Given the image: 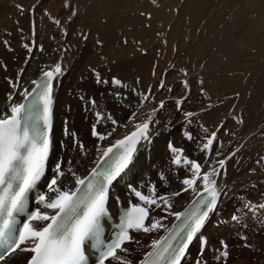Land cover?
<instances>
[{"label": "snow or ice", "instance_id": "1", "mask_svg": "<svg viewBox=\"0 0 264 264\" xmlns=\"http://www.w3.org/2000/svg\"><path fill=\"white\" fill-rule=\"evenodd\" d=\"M151 2L156 4V0ZM64 7L70 11L69 21L78 15L70 0H65ZM17 8L21 14L25 11L22 5H17ZM141 15L151 19V13L141 12ZM54 23L60 25L61 21L54 20ZM81 39L87 40L88 34L81 33ZM96 43L99 45L102 42L97 40ZM124 43L126 44L127 40ZM0 44L9 47L7 41H0ZM24 47L31 51V43L25 44ZM6 67L7 65L0 64V70ZM92 71L98 83L108 82L103 79L100 72L95 69ZM60 74H62V65L57 63L54 70L44 71L40 80L32 81L35 87L31 91L27 88L21 90L24 102H12L14 97L10 93L8 110L0 112V247L3 248L0 262L19 251L32 253L28 264H90L89 257L85 254V244L91 241L97 253L96 264H105L110 258L117 257L118 249L123 252L128 251L123 245L133 242L134 237L131 234L133 231L150 234L164 227L161 220L153 219L149 222V211L153 206L163 207L164 210L171 208L165 196L155 195V186H152L150 195L132 189L142 203L134 204L123 212L121 222L117 225L111 241L103 239L101 219L108 214L106 205L109 201L110 187L132 163L137 144L142 139L145 141L150 139V125L156 123L153 117L166 108L165 101L160 100L155 103L148 119L136 123L134 131L103 150L102 158L87 177L81 178L70 167L67 169L75 180L74 188L61 190L58 181L66 177L63 170L65 162L58 160L54 165V175L47 185L48 191L56 195L49 198L45 193H41L36 200V203L43 208L54 210L53 213L42 212L39 207L34 211L28 210L29 194L38 187L45 176L47 161L53 148L50 133L54 80ZM184 75L187 77L188 72L185 71ZM111 83L118 89L125 87L124 82L115 77L112 78ZM199 83L202 85L203 81L200 80ZM181 84L185 96L176 101L174 107L177 112L182 113L186 123L190 124L192 118L198 114L183 110V104L190 98V81L185 79ZM10 87L16 89L19 85L13 81ZM158 88L163 92L173 91L163 81ZM201 93L206 95L203 88ZM117 95L120 93L118 92ZM236 95L238 96L239 93ZM140 96L141 104L154 101L151 89L142 91ZM211 107L209 105L201 111H208ZM96 115L98 121L110 118L100 112ZM136 118L137 113L133 112L129 121H135ZM111 123L116 126L118 122L116 119H111ZM237 123L243 124L244 121L241 119ZM222 129L227 133L223 123L217 125L215 130L201 125L202 135L198 134L194 137L192 131L186 134L189 141H201L199 151L206 157L203 164L197 159L186 157L183 149L169 145L170 151L174 154L173 163L191 173L182 180L185 186L182 191L198 192L197 199L193 202L195 208L192 211L170 212L169 214L174 215L180 223L169 230L168 235L162 240H153L150 245L153 251L148 252L139 264H182L194 241L198 240L200 243L201 256L208 247V240L203 236L202 230L218 209L222 193L217 180L222 176L227 161L239 151L237 148L225 154L222 149L218 150L221 145L218 133ZM260 134L264 136V132ZM92 135L104 141L111 132L97 131L96 126L93 125ZM232 135L235 136V133ZM73 143L78 144L81 150L84 149L83 143L77 141L75 136ZM83 155L87 156L88 153L83 152ZM261 161H264V157H260L256 163L260 164ZM71 163V161L67 162V164ZM161 179L165 177L162 176ZM200 186L202 190H199ZM175 195L179 196L181 192ZM245 207L255 213L258 209L264 210V203L256 205L249 201ZM20 216L25 217L23 223L18 219ZM231 220L239 222L240 217L233 214ZM34 221L40 222L42 226L34 225ZM238 237L245 242L249 239L247 235L238 234ZM219 243L220 247L214 249L217 253L214 259L217 264H228L229 244L225 240ZM21 245L29 246L21 247ZM242 246L253 247L249 243H244ZM196 264H207V261L197 260Z\"/></svg>", "mask_w": 264, "mask_h": 264}, {"label": "rangeland", "instance_id": "2", "mask_svg": "<svg viewBox=\"0 0 264 264\" xmlns=\"http://www.w3.org/2000/svg\"><path fill=\"white\" fill-rule=\"evenodd\" d=\"M5 1L0 0V6ZM11 1H17L15 4L22 5L25 10L21 14L17 8V14H12L15 15V19H22L27 14L31 26L34 24L36 28L38 37H40L39 41H41L40 39L47 40L44 51L49 48L51 51L55 50L58 46L64 44L65 40H67L66 43L70 48L77 46L83 48L86 41L81 39L82 32L80 30H84V33L88 34V38L91 36L90 34L94 33V36L103 43L100 44L102 48L100 62L105 60L106 63L108 61L110 63L111 61L110 65L105 64V75L108 76L107 84L116 90V92H113V99L118 100L120 96L117 95L118 92L120 93L119 89L111 83L113 77L123 78L121 80L124 82L125 87L127 86L126 83H129V85L133 83L144 90L151 88L154 101L153 103H145L146 108L142 107L141 109L150 113L156 102L164 100L165 103H168L172 92L174 94L178 92L181 97L185 96V90L181 82L185 79L189 80L190 98L185 104L187 103L191 108L190 112L197 113L198 122L211 130H215L216 126L221 123L225 124L227 133L223 129L218 133V140L221 141L220 146H227L225 154L233 149H239L234 155L238 159L234 164L235 166L241 162L243 157L246 158L243 163L246 171L239 174L240 178L246 184L251 182L258 185L260 183L258 179L262 177L261 182L264 186V161H261L260 164L256 163L260 157H264V136L260 134L264 132V0H156V5L151 0H84L80 4H78L79 0H70V3L78 12V15L73 18L77 24L76 28L74 27L71 31L67 30V19L70 11L64 7L65 0ZM168 10H170L173 17L166 26L164 22ZM141 12L151 13V19H148L146 15L142 16ZM9 17L6 15V18ZM54 20H60L61 24H55ZM0 23L2 22L0 21ZM222 37L228 38L227 43L236 47V51L228 58L229 63L216 71H209V74H199L195 69L196 60L200 53L218 43ZM125 40H127L126 44L124 43ZM165 40L167 43H162ZM40 51H43V49H40ZM120 57L121 59L118 61L116 58ZM92 64L90 65L92 66ZM185 71L188 72L187 77L184 75ZM101 75L103 76V74ZM200 80L203 81L202 85L199 83ZM231 80L232 82H229ZM161 81L171 87L173 91H161L158 88ZM141 84L143 85L141 86ZM201 88L205 90L206 95L201 93ZM237 93H239L238 96ZM207 95L210 101H208ZM91 100V98L88 99V102L90 103ZM95 105L93 103L92 106ZM209 105L212 107L208 111H201ZM106 109L107 105L106 108L105 105H102V110L98 108L95 115L98 112L105 116L109 114L107 117H110L111 120L113 111ZM241 119L244 123H237ZM108 120L101 121L103 126L100 123L97 124L99 131H107V127L106 130H103L105 127L103 122L111 125V121ZM93 125L89 134L93 131ZM119 126L120 124L117 123V126L113 127L118 129ZM181 126H191V123H186L185 117L176 116L172 126L166 129V132L169 135L171 134L170 136L176 137ZM62 130V133L67 135L68 132L77 130V128L71 126ZM84 133H86V130ZM232 133H235V136ZM67 136L74 139V137ZM78 138L79 131L77 130L75 139ZM58 141L61 140L55 138L54 130L52 159L56 155L58 157V150L63 146V142L58 145ZM169 145L174 146L173 143H169L165 147L166 150H161L166 156H168L167 152L170 150ZM168 157L173 162L174 158L172 156ZM192 159L200 160L196 157ZM58 160L60 161L59 158ZM157 160L161 161V157H157ZM157 165L160 166V163H156L155 166L157 167ZM173 166L177 167L174 163ZM159 173H161L160 170H157L159 179L165 182L166 178L162 180V175ZM179 173L174 176L178 185L175 183L171 187L163 186L159 190V193L163 194L167 191L172 192L167 193V199L177 196L173 192H177L184 187L181 183L185 178L183 176L191 175L186 170L182 171L180 175ZM178 176H181L182 180ZM138 178L140 179V176ZM236 179L238 180V178ZM140 184L144 185L143 188L147 190H151L154 186L149 181L140 180ZM123 189L126 190L125 186H123ZM226 198L227 195L224 196L225 200ZM262 198L263 200L260 201L264 203V195ZM221 209L223 219L222 222L218 223H221L222 227L217 229V226L214 227V224L211 223L206 231L210 232L209 234L212 236L211 246L214 243V245H219L220 237L227 236L228 240L226 242L229 244L231 256L235 253L233 249L239 250L244 243L250 244L255 240L254 230L257 227L255 228V222H249V219L252 216H261L262 211L257 210L249 215L247 220L251 226L250 228L246 222L249 213H245V217H240L241 221L233 222L231 218H226L228 208L222 205ZM241 213H244V211H241ZM214 218V220L217 219L216 216ZM225 219L228 221L226 224H224ZM228 223L229 227L227 226ZM241 232L248 236L247 242L239 239L237 234ZM147 235L149 234H143L141 237L145 238ZM141 237L140 239H142ZM151 243L152 241H149L147 247ZM135 245V242L128 245V249H131L130 252ZM216 246H213V248L216 249ZM143 248L138 252L136 259L134 258L135 262H131V264H135L149 250L145 252ZM213 251L207 253V256L204 254L202 260L207 261L208 258L210 260L208 264H217L214 259L217 253L215 251L213 253ZM124 254L129 255L126 252ZM239 260H243V257L235 258L230 264H238ZM111 262L112 264H124L120 259L115 258Z\"/></svg>", "mask_w": 264, "mask_h": 264}, {"label": "bare ground", "instance_id": "3", "mask_svg": "<svg viewBox=\"0 0 264 264\" xmlns=\"http://www.w3.org/2000/svg\"><path fill=\"white\" fill-rule=\"evenodd\" d=\"M82 1L84 0H79L78 4H80V2ZM16 2L17 1L6 0L0 6V21L2 22L0 23V41H7L9 44V47H5L4 44H0V64L7 65L6 69L0 70V112H5L8 110V97L10 93H12L14 97L12 102H23L24 99L21 92L23 88H27L30 90L34 86L32 84V81L38 80V78L43 74L44 71L54 70L57 63L62 65V74H60L57 79L54 80L55 86L53 95L55 138L60 139L61 142H66V144H63V146L59 148L57 153L60 161L65 162L63 170L66 173V177L61 181H58V184L61 185V190L74 188L75 180L67 172V169L70 167L77 176L83 178L85 174L88 173L94 167L95 163L101 158L103 150L114 145L117 140L123 139L125 136L134 131L136 123L148 119V117L152 114V108L150 110V113L141 110L142 107L146 108V105L145 103H140V100L142 99L140 93L142 91H145L146 89H142L137 84L134 85L133 83H130L129 85V83H126V87L118 90L120 91V96L118 97L119 99L116 100V98L113 99V92H116L115 89L108 85L107 82H97L92 70H98L97 72L103 74V79L105 81H108V76L105 75V64L110 65L111 61L110 63L109 61L106 63L105 60H102L100 62V56H102V48L100 44L98 45L96 43L99 38L94 36V33L90 34L91 36L87 40H85L86 42L83 48H81L80 46L70 48V46H68V44L66 43L67 40H65L64 44H61L55 50L51 51L48 47L49 49L44 51L47 40L45 41L44 39H40L41 41H39L40 37H38L36 28L34 24L31 26L27 14L24 18L19 20L18 18L15 19V15H12L17 14L18 12L17 5L15 4ZM167 2L169 3V1ZM6 15L10 17L6 18ZM172 17L173 16H171L170 10H168L167 17L165 18L164 22L166 26L169 24ZM76 25L77 24L75 23L74 19L71 21L68 20L67 30L71 31L74 27L76 28ZM80 32L84 33L85 31L81 29ZM227 42L228 38L226 39L222 37V39H219L218 43L200 53L199 57L196 60L195 70L199 74H209V71L212 72L225 67V65L229 63L228 58L232 55V53H234V51H236V47L234 45H229ZM29 43H31V51L24 47L25 44ZM40 49H43V51H40ZM116 59L119 61L121 57ZM90 64H92V66ZM201 65H203V67H201ZM13 81L18 83V88L13 89L12 87H10V83ZM229 82H232V80ZM142 85L143 84H141V86ZM170 95L171 99L168 101V103H165L166 108L158 112L156 116L153 117V119L156 120V123L150 125L149 135L150 139H153L150 142V146H144V144L150 139L145 143H143V141H145L143 140L142 142L140 141L141 143L139 142L140 144H137V150L133 156L132 163L127 169L129 174L121 179V181H126V184H116L115 189L118 193L124 192L123 185H125L126 190L132 185H136L144 189V185L142 186L140 184V180L145 182L149 181L154 186H156L155 195L157 197L161 195V193H159V190L162 189L163 186L171 187L174 186L175 183L176 185H178V182L175 181L176 178H174V176L179 172L181 173L185 169L178 166H173V162H171L172 159L169 160L168 157L172 156L174 158V154L170 150H168L167 152L168 156L164 155V152L161 151L163 149L166 150L165 147L169 143H173L175 147L183 149L184 155L186 157L190 159L195 157L198 159L200 158L199 161L204 163L206 157L199 151L201 141H189L186 138V134L189 131H192L194 137L198 134L202 135L201 123L198 122L197 116H194L192 118L191 126L179 127L180 130L177 133L176 137L170 136L171 134L169 135V133L166 132V129L172 126V122L176 118V116L184 117L182 113L177 112L174 107L175 102L180 100L181 94H179L178 92L174 94V92H172V94ZM90 98L92 100L89 103L88 99L90 100ZM207 98L208 101H210L208 95ZM93 100H95V106H92ZM102 105H105V108L107 105L106 110L113 111L112 117L116 119L120 124L118 129L113 130L114 127L111 126L112 123L110 125L106 122H103L105 126L103 130H106L107 127V131H100L104 133L111 132V135L108 137V139L104 141L98 140L97 137L92 135V133L89 134L91 126L93 124L95 125V113L98 111V108L102 110ZM183 110L190 111L191 108L187 103H184ZM133 112L137 113V118L135 121H129V117ZM140 114L144 116L142 117ZM101 125L103 126V124ZM125 125L127 126L125 127ZM71 126L77 128V130L79 131V138L76 140L83 143V150L79 148L78 144L73 143V139H71L67 135L59 134L60 132L58 133L60 127L66 128ZM85 130L86 133H84ZM221 149L225 153L227 146H220V149L218 150ZM83 152H87L88 155H83ZM157 157H161V161L157 160ZM233 157L227 161L226 166L223 169L222 176L217 180L218 187L222 193V201L220 200V202L222 205L228 208L226 218H231L233 214L239 217H245V213H249L247 214L248 217L246 218L248 226L251 228L249 222L253 221L256 224L254 227L257 228L254 230L256 238L255 240L252 239L254 241L250 243V245H252L253 247H242L239 250L233 249L235 250V253L229 257L228 264L234 261L237 257H243V260H239L238 264H264V210H261V216H250L251 218L248 222L247 219L249 218V215H252V211L245 207V205L248 204L249 201H251L252 204L256 205L258 203H262L261 201L263 200L262 197L264 195V186L263 182H261L262 177L258 179L260 180V183L258 185H254L251 182L246 184L239 175L242 172L246 171L243 165L244 161H246V158L243 157L241 162L235 166L234 164L238 159ZM68 161H71L72 163L67 164ZM156 163H160V166L157 165L156 167ZM157 170H160L161 173L159 174L166 178L165 182H162L159 179ZM53 175L54 166L50 165L48 176ZM138 176H140V179L138 178ZM178 177L180 178L181 176ZM235 177L238 178V180ZM144 190L147 191L148 195L149 193L151 194L150 189ZM199 190H202V186L199 187ZM197 193L198 192L192 193L191 190H188L179 196L169 198L168 201L171 204V208L169 210H164L162 207L160 209V214H158V220L162 221L164 227L159 229L158 231L150 233L145 238L141 237L144 233H139L134 238L136 239V245L131 252V249H128L129 244L124 247L128 249L126 253H129V255L126 256L123 251H120L117 253V257L115 259H120L124 264H127V262L129 261L134 263V258L138 255V252L141 251L143 247H146L143 248L145 252L146 250L150 249L151 244L147 247V243L149 241L156 240L165 230V228L167 226H170L174 222L176 217L169 214L171 210L174 209V212H182L188 202ZM55 195L56 193L49 192L50 198L54 197ZM225 195H227L226 200L224 199ZM241 211H244V213H241ZM43 212H45V210H43ZM33 223L34 225L42 226L40 222L34 221ZM216 226L217 229H220L222 227V224L217 223ZM207 228L208 225L206 229ZM209 235L211 236V234ZM239 235L242 236L245 235V233L241 232L239 233ZM140 237L142 239H140ZM211 240L212 236L209 239L208 248L205 252L206 256L211 247ZM28 246L29 245H23L21 247ZM30 254V252L17 251L14 256L6 258L5 261L1 262L0 264H23L30 256ZM111 261L112 260L106 262V264H112Z\"/></svg>", "mask_w": 264, "mask_h": 264}]
</instances>
